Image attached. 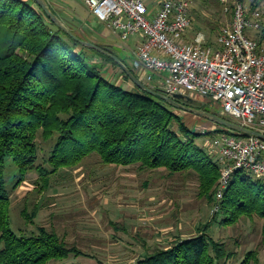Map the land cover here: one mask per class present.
<instances>
[{
  "label": "trees",
  "instance_id": "16d2710c",
  "mask_svg": "<svg viewBox=\"0 0 264 264\" xmlns=\"http://www.w3.org/2000/svg\"><path fill=\"white\" fill-rule=\"evenodd\" d=\"M257 31L246 34L262 50L264 27L259 38ZM94 44L113 50L136 75L132 62L121 56V47L118 51L116 46ZM192 99L177 102L193 107ZM205 107L234 121L209 104L198 109ZM177 110L134 85L111 57L59 29L34 0H0V264H81L63 263L81 252L53 229L38 226L27 234L11 230L7 158L18 171L13 190L35 168L45 190L50 175L73 168L94 153L103 165L164 170L169 177L192 175L199 197L212 202V209L218 206L213 222L225 228L258 218L264 248V177L234 172L217 201L220 164L198 142L205 133L190 129ZM221 128L215 134L233 133ZM39 133L44 141L53 140L46 162L50 169L36 165ZM22 214L30 222L35 216V212L32 217ZM199 229L198 235L178 238L167 248L146 253L135 264H220L231 257L224 244L207 232L208 225ZM251 262H258L255 251L247 252L240 264Z\"/></svg>",
  "mask_w": 264,
  "mask_h": 264
},
{
  "label": "rangeland",
  "instance_id": "374dc122",
  "mask_svg": "<svg viewBox=\"0 0 264 264\" xmlns=\"http://www.w3.org/2000/svg\"><path fill=\"white\" fill-rule=\"evenodd\" d=\"M160 1L145 0L148 16L155 14ZM189 1L191 26L196 32L203 33L208 42H214L219 32L231 24L232 6L236 0ZM241 1L248 9L252 6L253 11L260 13L262 25L256 32L259 38L261 27H264V0ZM82 4V0H73L67 8L62 5L59 18L67 27L71 26L76 35L90 41L87 32V26H91L89 14ZM226 7L228 11H225ZM97 29L105 36L103 39L111 43L108 45L124 48L121 56L131 61L129 53L138 37L121 41L105 27ZM261 47L264 49L263 38ZM109 70L116 72L111 67ZM155 81L157 78L145 84L158 88L154 85ZM118 82L121 83V80ZM192 98V108L209 104L220 112L207 99ZM176 112L190 129L205 133L198 140L205 149L209 138L222 129L195 114L179 109ZM52 145L53 140L44 141L39 133L36 165L50 169L46 162ZM17 177L16 166L7 158L5 186L10 191L11 230L16 234L30 233L38 226L55 230L67 244L81 252L63 263L135 264L146 253L167 248L178 238L198 235L199 228L208 225L207 232L224 244L227 252L232 253L220 264H240L249 251H255L258 257V262L250 264H264V248L260 245L262 221L258 218L253 221L244 219L225 228L214 223L212 202L199 197L198 184L192 175L169 177L164 170L140 171L137 166L103 165L94 153L79 165L50 175L49 186L45 190L41 189L36 168L29 170L24 181L13 190ZM23 211L31 217L35 212L31 222L24 217Z\"/></svg>",
  "mask_w": 264,
  "mask_h": 264
},
{
  "label": "built area",
  "instance_id": "2783aa9c",
  "mask_svg": "<svg viewBox=\"0 0 264 264\" xmlns=\"http://www.w3.org/2000/svg\"><path fill=\"white\" fill-rule=\"evenodd\" d=\"M82 1L121 41L138 37L132 66L141 81L157 77L164 94L207 99L223 115L264 134V49L246 34L260 28L258 11L236 0L231 24L210 43L200 32L191 41L184 39L192 25L189 0H162L151 17L145 0ZM205 146L221 167L217 201L234 172L264 177L263 139L218 132Z\"/></svg>",
  "mask_w": 264,
  "mask_h": 264
},
{
  "label": "water",
  "instance_id": "95a60500",
  "mask_svg": "<svg viewBox=\"0 0 264 264\" xmlns=\"http://www.w3.org/2000/svg\"><path fill=\"white\" fill-rule=\"evenodd\" d=\"M34 1L45 12V14L50 18V20L59 29H61L62 31L67 33L75 41L79 42L80 44H82L84 46L95 49L98 52L103 53V54L111 57L118 64V66L124 71V73L127 75L129 80L134 85H136L138 88H140L141 90L147 92L150 95L159 96L164 101H166L168 104H170L171 106H173L179 110L195 114V115H197L201 118H204V119H206V120H208V121H210V122H212V123H214L220 127H224L226 129L232 131L233 133L243 135V136L253 135V136H256V137L264 140V134L260 133L257 130L244 127L237 122L230 121V120H227V119H225L219 115H216V114L211 112L209 107H205L203 110L188 107V106H185V105L177 102V101H181V100H188V98H186L182 95L168 96V95L164 94L163 92L153 90L151 87H149L144 82H142L139 78H137V76L116 55L113 54V50H110L108 48L102 49L101 47H99L93 43L81 40L63 23V21L57 15H55L53 13V11L51 10V8H50V6L46 0H34ZM116 49L118 51H121V48H119V47H116Z\"/></svg>",
  "mask_w": 264,
  "mask_h": 264
},
{
  "label": "crops",
  "instance_id": "0c3cea01",
  "mask_svg": "<svg viewBox=\"0 0 264 264\" xmlns=\"http://www.w3.org/2000/svg\"><path fill=\"white\" fill-rule=\"evenodd\" d=\"M46 1L49 4V6L51 7V9L53 10L54 14H56L58 17L61 18L60 12H61L62 5H65L64 7H66V6L70 5L73 0H46ZM159 3H158V6H159ZM83 6L85 7L87 13L89 14V17H88L89 19L88 20H89V22L91 24V26H87V24H86V26H87V32L90 35L89 36V40L90 41H87V42H90V43H93V44L94 43H98V44H102V43L103 44H111L110 42L105 41V39H103L105 36L102 35L101 33H99V31H97L98 30L97 28H99V27H105L106 29H108V28L104 24L98 22V20L89 12V10L86 8V6L85 5H83ZM157 9H156V11H157ZM72 30H74V29H72ZM108 31L111 32L109 29H108ZM197 33H198V31L196 32L195 27L194 26H191L189 28V30L185 33V36H184L185 41H191V40H193V38L195 37V35ZM137 41H138V38H137ZM134 48H132L130 50V53H129L130 58H131V62L133 61ZM122 49L124 50V48H122ZM155 78H157V77H155ZM154 85H157L158 86V78H157V82L156 81L154 82Z\"/></svg>",
  "mask_w": 264,
  "mask_h": 264
},
{
  "label": "flooded vegetation",
  "instance_id": "af4514ba",
  "mask_svg": "<svg viewBox=\"0 0 264 264\" xmlns=\"http://www.w3.org/2000/svg\"><path fill=\"white\" fill-rule=\"evenodd\" d=\"M182 102H185V100H181Z\"/></svg>",
  "mask_w": 264,
  "mask_h": 264
}]
</instances>
